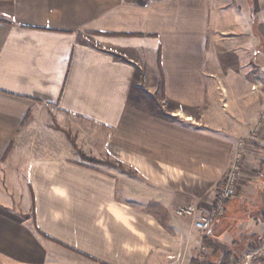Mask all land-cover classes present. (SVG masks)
Segmentation results:
<instances>
[{"label": "crops", "instance_id": "0c3cea01", "mask_svg": "<svg viewBox=\"0 0 264 264\" xmlns=\"http://www.w3.org/2000/svg\"><path fill=\"white\" fill-rule=\"evenodd\" d=\"M263 54L262 0H0V264H234L264 236ZM238 153L212 228L177 216Z\"/></svg>", "mask_w": 264, "mask_h": 264}, {"label": "built area", "instance_id": "2783aa9c", "mask_svg": "<svg viewBox=\"0 0 264 264\" xmlns=\"http://www.w3.org/2000/svg\"><path fill=\"white\" fill-rule=\"evenodd\" d=\"M264 131V108L261 110L248 139L257 143ZM244 143H241L243 147ZM241 154L238 153L230 169L224 177V183L220 186L216 198L210 209L206 210L201 205H183L176 209V215L181 218H189L193 226L201 231H209L214 222L225 212L226 201L233 197L239 188L242 176ZM175 259V256H170ZM181 264V263H180ZM234 264H264V236L254 241L248 249L238 258Z\"/></svg>", "mask_w": 264, "mask_h": 264}, {"label": "rangeland", "instance_id": "374dc122", "mask_svg": "<svg viewBox=\"0 0 264 264\" xmlns=\"http://www.w3.org/2000/svg\"><path fill=\"white\" fill-rule=\"evenodd\" d=\"M262 2H264V0H262ZM262 59L264 60V54H263ZM157 98L159 100L160 107L162 108L163 97H162V91H161L160 85L158 87ZM263 108H264V105L262 106L260 111ZM160 110L164 111L163 109H160ZM260 111H258L259 114H260ZM211 116H212L211 114L210 115L207 114L205 118H203V116H201L202 117L201 119L209 121L210 119H213ZM258 117H257V119H258ZM257 119H256V121H257ZM68 123L66 121L58 122L56 119H54V122L48 126V131L50 128L51 130H55V131L60 132V134H61L60 142L63 143L62 149L64 151H66L68 153L72 151V153L74 152V154L79 155L81 157V159H84V160L85 159L90 160V161L93 160V161L100 162V163L104 162V161H106V162H113L114 161L113 158H110L108 156H101V155H98V153L96 155H95V153H88L82 147L81 143L84 144L85 146H86V143L88 144L87 135L85 134L86 127L88 128V126L86 125L85 122H83V121H78L77 123L71 122L72 127L70 126V122H68ZM72 123L76 124L75 127L73 126ZM66 125H68V127ZM91 130H93V129H91ZM95 131H98V130L96 128H94L93 132H95ZM42 138L44 139L45 142L49 143V141H50L52 144H54L55 137L45 135ZM42 138H40V137L29 138L30 139L29 143L32 145H35V147L37 148L38 143H40ZM257 143L264 145V135H261V138ZM59 147H61V145ZM33 154L34 153H32V155ZM36 155H38V154H36Z\"/></svg>", "mask_w": 264, "mask_h": 264}, {"label": "trees", "instance_id": "16d2710c", "mask_svg": "<svg viewBox=\"0 0 264 264\" xmlns=\"http://www.w3.org/2000/svg\"><path fill=\"white\" fill-rule=\"evenodd\" d=\"M263 150H264V147H263ZM85 160H87V159H85ZM87 161H90V160H87ZM91 162L100 163V162H96V161H93V160H91ZM101 163H103V162H101ZM223 183H224V179L222 180V182H220V185H223ZM197 264H210V263L201 262V263H197ZM220 264H228V262H225V260H223Z\"/></svg>", "mask_w": 264, "mask_h": 264}]
</instances>
